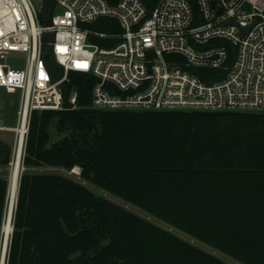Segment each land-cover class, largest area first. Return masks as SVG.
I'll list each match as a JSON object with an SVG mask.
<instances>
[{"label":"trees","instance_id":"obj_1","mask_svg":"<svg viewBox=\"0 0 264 264\" xmlns=\"http://www.w3.org/2000/svg\"><path fill=\"white\" fill-rule=\"evenodd\" d=\"M159 1L145 0L150 12ZM90 26L119 23L100 17ZM194 71L212 80V69ZM97 80L70 71L63 108L31 114L6 264H229L79 180L29 171L41 166H80L84 179L246 264H264V110L96 108ZM53 123L67 132L56 141ZM12 149L0 137V167ZM9 188L0 173V250Z\"/></svg>","mask_w":264,"mask_h":264},{"label":"built area","instance_id":"obj_2","mask_svg":"<svg viewBox=\"0 0 264 264\" xmlns=\"http://www.w3.org/2000/svg\"><path fill=\"white\" fill-rule=\"evenodd\" d=\"M217 3L221 13L211 0H160L151 12L145 0H0V51L25 54L23 67L0 60V88L22 95L15 153L33 110L63 108L70 71L97 77L96 108L264 110V0ZM100 17L119 28L93 29Z\"/></svg>","mask_w":264,"mask_h":264},{"label":"rangeland","instance_id":"obj_3","mask_svg":"<svg viewBox=\"0 0 264 264\" xmlns=\"http://www.w3.org/2000/svg\"><path fill=\"white\" fill-rule=\"evenodd\" d=\"M104 26H95L92 27L98 31H107L103 28ZM98 43H101L100 40H93ZM0 60H5L6 62L10 63L12 66H20L23 67L25 65V54L18 51H0ZM58 69L61 71L62 68L59 66ZM22 103V95L20 91H12L8 90L7 88H0V137L6 140L9 144L12 145V160L9 166L7 167H0V173H7L8 177L10 178V186H11V173L13 169V161L15 158V147L17 142V132L16 129L20 123V108ZM67 132H63L59 134L56 131L55 123L51 126V140L56 141L64 136ZM23 160V158H22ZM25 166L22 162L21 173L25 170ZM29 171H36V172H55V173H63L68 175L76 180L83 182L89 189L94 191L95 193L106 197L107 199L113 201L114 203L127 208L128 210L132 211L133 213L150 220L151 222L155 223L156 225L165 228L177 236L191 242L195 246L203 249L204 251L211 253L223 261L229 264H246L235 257L229 255L228 253L221 251L212 245L206 243L205 241L193 237L189 233L179 229L168 222L151 215L146 210L138 207L137 205L126 201L122 197L109 192L108 190L96 185L94 182L90 180H86L81 176L82 168L80 166L74 167L72 170H66L62 167H48V166H41L36 168H31ZM21 176V174H20ZM10 198L8 200L9 205ZM16 202V201H15ZM16 204V203H15ZM8 209V208H7Z\"/></svg>","mask_w":264,"mask_h":264},{"label":"bare ground","instance_id":"obj_4","mask_svg":"<svg viewBox=\"0 0 264 264\" xmlns=\"http://www.w3.org/2000/svg\"><path fill=\"white\" fill-rule=\"evenodd\" d=\"M22 155H23V147H19V149L15 153V158L13 161V169L11 173V186L9 188L8 200L9 205L7 206L5 220L3 223V241L2 247L0 250V264H5L6 254L9 246L10 235L12 231L13 225V212L15 208V201L17 199L19 180L22 168Z\"/></svg>","mask_w":264,"mask_h":264},{"label":"water","instance_id":"obj_5","mask_svg":"<svg viewBox=\"0 0 264 264\" xmlns=\"http://www.w3.org/2000/svg\"><path fill=\"white\" fill-rule=\"evenodd\" d=\"M211 2H212L213 7L216 9V11L218 13H221L222 12V8L218 5L217 0H211ZM45 12H46V10L44 8V10H43V14L44 15H45ZM46 23L47 24H51V19L50 18L46 19ZM242 30H243V32H247L249 30V28H243ZM48 36H49V38H53V33H50ZM13 228H14V225H12L11 235H12V232H13ZM11 235H10V237H11Z\"/></svg>","mask_w":264,"mask_h":264},{"label":"crops","instance_id":"obj_6","mask_svg":"<svg viewBox=\"0 0 264 264\" xmlns=\"http://www.w3.org/2000/svg\"><path fill=\"white\" fill-rule=\"evenodd\" d=\"M152 215V214H151Z\"/></svg>","mask_w":264,"mask_h":264}]
</instances>
